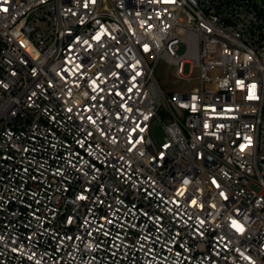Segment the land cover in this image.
I'll return each mask as SVG.
<instances>
[{"label": "built area", "instance_id": "obj_1", "mask_svg": "<svg viewBox=\"0 0 264 264\" xmlns=\"http://www.w3.org/2000/svg\"><path fill=\"white\" fill-rule=\"evenodd\" d=\"M0 264H264V0H0Z\"/></svg>", "mask_w": 264, "mask_h": 264}, {"label": "rangeland", "instance_id": "obj_2", "mask_svg": "<svg viewBox=\"0 0 264 264\" xmlns=\"http://www.w3.org/2000/svg\"><path fill=\"white\" fill-rule=\"evenodd\" d=\"M183 51V47H179V52ZM190 65L187 63L184 67L185 75L190 74ZM197 76V72H194L193 77ZM155 77L159 81L163 89L171 95L174 92L191 91L196 85L197 80L182 79L177 77V66L169 62L165 58H161L157 61L155 67ZM151 135L154 139L161 140L164 137V128L162 124H154L151 127Z\"/></svg>", "mask_w": 264, "mask_h": 264}, {"label": "snow or ice", "instance_id": "obj_3", "mask_svg": "<svg viewBox=\"0 0 264 264\" xmlns=\"http://www.w3.org/2000/svg\"><path fill=\"white\" fill-rule=\"evenodd\" d=\"M5 11L7 10V9H4Z\"/></svg>", "mask_w": 264, "mask_h": 264}]
</instances>
